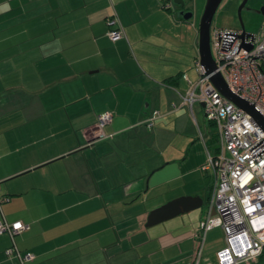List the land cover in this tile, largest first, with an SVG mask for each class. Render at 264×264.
<instances>
[{
	"label": "crops",
	"instance_id": "0c3cea01",
	"mask_svg": "<svg viewBox=\"0 0 264 264\" xmlns=\"http://www.w3.org/2000/svg\"><path fill=\"white\" fill-rule=\"evenodd\" d=\"M164 2L0 0V219L27 225L0 233V264H22L12 245L31 264H195L194 233L215 212L214 141L201 103L182 102L198 75L194 10ZM183 195L201 206L146 224ZM223 242L208 230L198 264H218Z\"/></svg>",
	"mask_w": 264,
	"mask_h": 264
},
{
	"label": "built area",
	"instance_id": "2783aa9c",
	"mask_svg": "<svg viewBox=\"0 0 264 264\" xmlns=\"http://www.w3.org/2000/svg\"><path fill=\"white\" fill-rule=\"evenodd\" d=\"M165 0L164 6H172ZM107 34L111 40L123 34L115 17L108 19ZM115 25V26H114ZM212 33V34H211ZM210 33V48L219 71L228 88L252 104L264 116V20L257 31L244 27H214ZM198 72L182 95V102L191 108L194 102L203 103L207 121L216 128V140L206 147L203 168L213 175L212 200L215 212L199 221L194 237L198 240L195 264L199 263L206 232L219 227L223 245L216 250L218 264H237L257 259L264 251V130L253 117L221 94L210 82L200 61ZM159 115L153 111L145 120L151 127ZM112 114L98 115L99 127L111 121ZM102 135V133H101ZM27 225L20 221L0 219V233L12 237ZM22 264L31 261V253H21L12 245L5 248Z\"/></svg>",
	"mask_w": 264,
	"mask_h": 264
},
{
	"label": "water",
	"instance_id": "95a60500",
	"mask_svg": "<svg viewBox=\"0 0 264 264\" xmlns=\"http://www.w3.org/2000/svg\"><path fill=\"white\" fill-rule=\"evenodd\" d=\"M222 0H205L203 10L198 22V52L199 61L204 72L209 75L210 82L215 88L227 97L230 101L242 108L259 124L264 130V116L260 114L252 104L234 94L227 86L222 74L216 70V62L212 56L210 48V28L213 16ZM247 0H242L237 9V15L240 22V27H244L241 18V10ZM174 4L180 6L178 14L184 19L191 18L192 10L184 7L185 0H172ZM258 13L264 15V5L258 10ZM203 107V103H201ZM205 114V112H204ZM206 117V114H205ZM202 198L200 196L183 195L166 201L165 203L151 209L147 216L146 224L151 225L159 221L173 217L179 213L189 211L201 206Z\"/></svg>",
	"mask_w": 264,
	"mask_h": 264
},
{
	"label": "rangeland",
	"instance_id": "374dc122",
	"mask_svg": "<svg viewBox=\"0 0 264 264\" xmlns=\"http://www.w3.org/2000/svg\"><path fill=\"white\" fill-rule=\"evenodd\" d=\"M186 6H190L194 10V20L198 27V22L203 10L205 0H186ZM242 0H222L219 4L211 23L210 33L214 27H228L238 28L240 22L237 15V9ZM264 5V0H247L241 10V18L245 30L257 31L264 20V15L257 12V10ZM179 5L173 3V8H178ZM212 34V33H211ZM200 109V108H199ZM208 136L216 140V128L214 125L209 124ZM191 164L188 162L189 166ZM205 208V207H204Z\"/></svg>",
	"mask_w": 264,
	"mask_h": 264
},
{
	"label": "trees",
	"instance_id": "16d2710c",
	"mask_svg": "<svg viewBox=\"0 0 264 264\" xmlns=\"http://www.w3.org/2000/svg\"><path fill=\"white\" fill-rule=\"evenodd\" d=\"M213 141H214V140H213V137L211 136L210 139H209V143H210V142H213Z\"/></svg>",
	"mask_w": 264,
	"mask_h": 264
}]
</instances>
